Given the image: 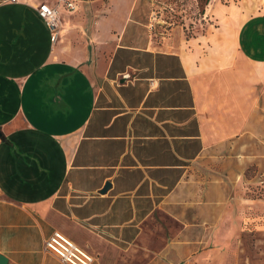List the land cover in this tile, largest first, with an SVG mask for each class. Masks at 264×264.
<instances>
[{
	"label": "crops",
	"instance_id": "1",
	"mask_svg": "<svg viewBox=\"0 0 264 264\" xmlns=\"http://www.w3.org/2000/svg\"><path fill=\"white\" fill-rule=\"evenodd\" d=\"M44 4L59 10L54 42ZM152 6L0 0L10 264H65L46 250L56 232L93 264H264V200L247 177L264 121V0H210L194 26L170 28Z\"/></svg>",
	"mask_w": 264,
	"mask_h": 264
},
{
	"label": "rangeland",
	"instance_id": "2",
	"mask_svg": "<svg viewBox=\"0 0 264 264\" xmlns=\"http://www.w3.org/2000/svg\"><path fill=\"white\" fill-rule=\"evenodd\" d=\"M210 0H150L153 3L147 12L151 18V14L161 16L162 20L166 23L165 27L169 24L176 23L182 27L187 21L194 26L198 20L203 16L204 8ZM170 28V27H169ZM192 31V30H191ZM167 31L163 33L166 34ZM262 115L264 118V105L262 106ZM262 137L255 138L252 144L253 148V164L247 170V177L253 179L252 197L256 200H264V121L261 129ZM255 252L260 254L261 248L255 249ZM249 254H251L249 252ZM245 259L243 258V263Z\"/></svg>",
	"mask_w": 264,
	"mask_h": 264
},
{
	"label": "built area",
	"instance_id": "3",
	"mask_svg": "<svg viewBox=\"0 0 264 264\" xmlns=\"http://www.w3.org/2000/svg\"><path fill=\"white\" fill-rule=\"evenodd\" d=\"M68 7L71 11L75 10L72 4H68ZM39 15L46 22L51 32V40L54 42L59 33V10L44 4L39 7ZM45 246L46 250L55 254L65 264H93L95 261L91 254L59 232L54 233L46 241Z\"/></svg>",
	"mask_w": 264,
	"mask_h": 264
},
{
	"label": "water",
	"instance_id": "4",
	"mask_svg": "<svg viewBox=\"0 0 264 264\" xmlns=\"http://www.w3.org/2000/svg\"><path fill=\"white\" fill-rule=\"evenodd\" d=\"M108 188H109V185H107L106 189L103 192H105ZM0 264H10V263H9V260L5 256L0 255Z\"/></svg>",
	"mask_w": 264,
	"mask_h": 264
}]
</instances>
